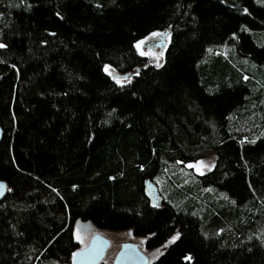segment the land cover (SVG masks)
Masks as SVG:
<instances>
[{
	"label": "trees",
	"instance_id": "16d2710c",
	"mask_svg": "<svg viewBox=\"0 0 264 264\" xmlns=\"http://www.w3.org/2000/svg\"><path fill=\"white\" fill-rule=\"evenodd\" d=\"M0 44V264H72L81 225L264 264V0H0Z\"/></svg>",
	"mask_w": 264,
	"mask_h": 264
},
{
	"label": "rangeland",
	"instance_id": "374dc122",
	"mask_svg": "<svg viewBox=\"0 0 264 264\" xmlns=\"http://www.w3.org/2000/svg\"><path fill=\"white\" fill-rule=\"evenodd\" d=\"M162 35L163 33L153 34L150 37L136 44V50L138 54L142 57L147 58L149 62L152 63L156 67H159L160 64L162 63L164 52H165V49L160 50L158 46L163 41H164V44L167 46L168 41H169L168 37L164 38L162 41ZM137 45H139V47H137ZM105 71L110 77L113 76L114 74L121 75L116 70L109 68V67H106ZM127 80H128V75L122 79L120 78L115 79V81L119 83L126 82ZM215 160H216L215 156L212 153L206 152L201 155L199 160L193 163L186 164L184 167L185 169H190L194 174L202 175L206 172H209L213 168L215 164ZM189 165H193V167H189ZM161 188H162V184H159L157 186V190L160 193V198L167 201L168 200L167 194L163 192ZM153 199L156 204L158 205L160 204L156 196H153ZM95 235H101L110 242V246L106 252V256L104 260L102 261V263L100 264H112L116 253L119 251L120 247L125 243H133L137 245L140 251L143 252L148 258L149 264H152L164 251L161 248H157L154 250H147L145 248V243H146L147 238L135 237L132 234L131 230L116 231V232L98 231L89 225H81L76 228L74 237L77 243L79 244L80 249H83L88 246L91 239ZM172 242L173 240H170L168 243H166L165 248L168 247Z\"/></svg>",
	"mask_w": 264,
	"mask_h": 264
},
{
	"label": "water",
	"instance_id": "95a60500",
	"mask_svg": "<svg viewBox=\"0 0 264 264\" xmlns=\"http://www.w3.org/2000/svg\"><path fill=\"white\" fill-rule=\"evenodd\" d=\"M169 32L166 31L162 35V41L164 38L168 37ZM160 50L166 48L164 41L158 46ZM127 75L114 74L111 76L113 80L117 78H125ZM3 137V132L0 127V142ZM147 184V191L149 194L156 196L157 188L150 183ZM0 185L3 187L0 188V202L3 200L7 194L8 187L7 184L0 180ZM110 246V242L101 235H95L91 239L87 247L80 249L75 253L72 258V264H100L106 256V252ZM112 264H149L148 258L146 255L140 251L137 245L133 243L123 244L119 251L116 253Z\"/></svg>",
	"mask_w": 264,
	"mask_h": 264
},
{
	"label": "snow or ice",
	"instance_id": "6c2138e0",
	"mask_svg": "<svg viewBox=\"0 0 264 264\" xmlns=\"http://www.w3.org/2000/svg\"><path fill=\"white\" fill-rule=\"evenodd\" d=\"M0 47H4V45L3 44H0ZM137 47H139V45H137ZM127 79V78H126ZM202 163V162H201ZM189 167H193V165H189ZM3 186L2 185H0V188H2Z\"/></svg>",
	"mask_w": 264,
	"mask_h": 264
}]
</instances>
